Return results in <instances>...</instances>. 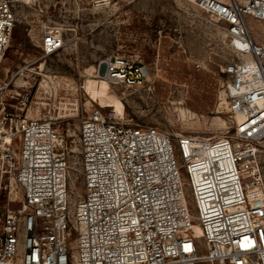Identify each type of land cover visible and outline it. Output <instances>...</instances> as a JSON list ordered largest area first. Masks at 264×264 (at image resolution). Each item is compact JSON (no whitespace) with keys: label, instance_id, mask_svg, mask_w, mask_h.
I'll use <instances>...</instances> for the list:
<instances>
[{"label":"built area","instance_id":"1","mask_svg":"<svg viewBox=\"0 0 264 264\" xmlns=\"http://www.w3.org/2000/svg\"><path fill=\"white\" fill-rule=\"evenodd\" d=\"M191 1L223 25L234 54L222 67L231 130L174 136L94 107L79 128L77 195L66 135L5 93L17 8L0 0V192L23 193L0 207V264H264V43L250 29L264 0ZM62 44L45 31L44 54ZM96 67L112 83L138 74L124 55Z\"/></svg>","mask_w":264,"mask_h":264},{"label":"rangeland","instance_id":"2","mask_svg":"<svg viewBox=\"0 0 264 264\" xmlns=\"http://www.w3.org/2000/svg\"><path fill=\"white\" fill-rule=\"evenodd\" d=\"M15 1L17 21L1 72L9 83L5 93L23 115L49 119L66 135L71 184L77 195L82 191L79 128L94 107L103 105L118 114L120 102L118 116L174 136L210 137L231 130L222 67L234 54L223 25L195 2ZM250 29L264 43V21L251 20ZM47 30L63 39L49 55L41 48ZM113 55H124L138 66L134 83H112L98 76L96 65ZM99 79L108 80L116 96L113 105L106 106L99 96L104 81ZM262 150L264 164V144ZM9 189L0 192V207L9 197L16 199L12 207L19 206L23 193Z\"/></svg>","mask_w":264,"mask_h":264},{"label":"bare ground","instance_id":"3","mask_svg":"<svg viewBox=\"0 0 264 264\" xmlns=\"http://www.w3.org/2000/svg\"><path fill=\"white\" fill-rule=\"evenodd\" d=\"M227 33V32H226ZM63 41V39H62ZM96 69V67H95ZM96 77V76H95ZM97 78V77H96ZM98 79V78H97ZM99 80H104L101 82L100 84V87H99V96L101 97V99L106 103V106H110V105H113L112 102L115 101L116 99V96L113 95L110 91V85L109 83L107 82L108 80H105V79H99ZM101 107H104L103 105H100ZM117 109H118V114H121V104L120 102L117 103ZM116 109V110H117ZM116 112V111H115ZM117 112H116V115L118 116ZM122 115V114H121ZM120 117V116H118ZM264 144V140L262 141V145ZM196 230L199 232L200 231V226L198 224H196Z\"/></svg>","mask_w":264,"mask_h":264},{"label":"trees","instance_id":"4","mask_svg":"<svg viewBox=\"0 0 264 264\" xmlns=\"http://www.w3.org/2000/svg\"><path fill=\"white\" fill-rule=\"evenodd\" d=\"M2 75V74H1ZM19 205V203H17Z\"/></svg>","mask_w":264,"mask_h":264}]
</instances>
